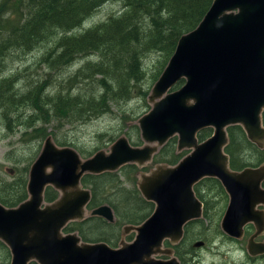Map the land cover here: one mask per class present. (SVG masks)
Returning a JSON list of instances; mask_svg holds the SVG:
<instances>
[{"label": "water", "instance_id": "1", "mask_svg": "<svg viewBox=\"0 0 264 264\" xmlns=\"http://www.w3.org/2000/svg\"><path fill=\"white\" fill-rule=\"evenodd\" d=\"M180 81L184 84L174 90ZM148 101L151 110L137 122L141 147L121 136L109 151L83 159L76 149L46 138L30 169L29 198L14 208L0 203V241L11 253L10 264H181L164 244L177 245L186 225L202 218L194 187L205 178L217 179L230 197L225 233L239 238L243 225L257 219L256 207L264 205V163L233 171L225 148L227 129L240 126L264 149V0H214L199 25L178 41ZM204 129L213 132L200 142ZM174 137L177 151L189 154L174 166L160 164L140 175L138 189L155 209L141 225L124 228L136 234L132 242L113 248L84 243L75 233L63 235L68 223L86 218L91 193L82 187L85 175L116 172L128 164L144 168ZM50 186L61 197L49 204L44 192ZM90 216L115 221L108 205ZM259 246L251 253L264 252Z\"/></svg>", "mask_w": 264, "mask_h": 264}, {"label": "trees", "instance_id": "2", "mask_svg": "<svg viewBox=\"0 0 264 264\" xmlns=\"http://www.w3.org/2000/svg\"><path fill=\"white\" fill-rule=\"evenodd\" d=\"M213 1L26 0L13 3L12 0H2L0 57H4V54L14 47L21 48L23 56L39 47L41 51L51 45L53 48L51 53L38 59L48 71L42 76L45 78L41 80V85L33 84L32 90L24 91L21 87V91H15L13 78H5L4 71H0V100L7 106L16 104L18 108H34L29 119L23 116L16 124L17 127L23 125L21 136L24 139L29 142L39 141L42 144L52 135L60 147L71 144L59 140L55 133L49 132L50 126H57L62 130L65 125L88 124L113 113L114 107L135 98L142 100L145 111H149L151 107L148 98L151 89L175 53L178 41L199 25ZM111 2L121 4L118 14L109 16L89 29H82L86 20L98 8ZM80 30L81 32H78ZM152 56L155 61L152 70L148 71L146 62ZM79 59H84L82 65L66 76L64 72L75 66ZM51 72L55 74L56 80L51 78ZM183 84L184 81H180L174 90ZM8 85L11 87L8 88ZM16 85L18 86V83ZM55 85L56 88L49 91ZM13 91L15 96L11 95ZM1 106L0 102V108ZM141 115L142 113H135L134 121ZM262 116L264 124V112ZM122 131L124 130L119 133ZM227 131L229 144L225 152L230 156V166L233 170L253 166L241 157L240 154L244 150L253 149L256 152L255 166L264 162V151H259L248 141L242 127L232 126ZM212 132V129L201 131L198 135L200 142L209 138ZM125 135L133 146L144 144L137 125H133ZM120 136H110L107 142H112ZM105 144L106 142L102 145ZM184 151H177V138L174 137L155 154L152 164L176 165L188 154ZM37 154L33 159H29L23 168L15 161L13 176L7 178L0 173V203L14 208L28 198L29 167L37 158ZM143 171L148 172L146 167L128 164L116 172L85 175L82 184L91 191L88 208L93 210L108 205L113 209L116 221L111 224L100 217H91L82 222L71 223L66 231H78L85 242H105L116 247L119 230L127 225H141L155 209V205L146 201L138 189V178ZM206 182L210 183V188L222 190L224 203L217 211L215 202L212 203L211 199L200 193L199 186ZM194 190L204 203V219L202 217L188 223L184 229L183 240L174 247L175 255L181 264H186L185 255L190 252L189 244L199 241L207 244V232H213L214 235V228L226 206L224 189L217 179H203ZM57 198V191L49 187L45 192L46 202L52 203ZM190 227L194 230L201 228V231L194 232ZM129 239H132V236H129ZM0 252L3 255L0 264H10L9 249L2 241Z\"/></svg>", "mask_w": 264, "mask_h": 264}, {"label": "rangeland", "instance_id": "3", "mask_svg": "<svg viewBox=\"0 0 264 264\" xmlns=\"http://www.w3.org/2000/svg\"><path fill=\"white\" fill-rule=\"evenodd\" d=\"M1 1L2 0H0V2ZM19 1L25 2L26 0H12L13 3H17ZM120 9L121 4L113 2L105 4L101 8H98L94 12V14L86 20V22L82 26V29H89L93 25L105 21L109 16L118 14ZM78 32H81V30ZM14 48H11L9 51H7L6 54H4V57H0V71H4L5 78H13V86L15 88V91H21V87L24 89V91L28 89L32 90L33 84L37 85V83L39 84L40 82H42L41 80L45 78L42 76L48 71L45 70L44 67L38 62V59H40L43 55H48L49 53H51L53 46H47L44 51L36 48L34 51L25 56H23L24 53L21 48ZM91 60H93V58ZM154 61V56L147 60L146 69L148 71L152 70ZM77 62L75 66H72V68L66 71L67 74L65 72L64 74L68 75L72 71L77 69L80 65H82L84 59H79ZM51 75V78L56 80V77L54 76L55 74L51 72ZM150 75L151 73L148 74V79H150ZM17 83L18 86L16 85ZM10 87L11 85H8V88ZM55 88L56 85L52 86L49 91H52ZM48 94L49 92L47 91V95ZM11 95L15 96L14 91L11 93ZM0 102L2 104L0 108V173L4 177L8 178L15 174V171L13 170L15 167V161H17V165L20 168H23L25 163H27L29 159H33L35 157V154L40 152L44 143L41 144V142L39 141L29 142L28 139H24L21 136L23 133V125L18 127L16 126V124H18V120L23 116H26L29 119L30 115H32V111H34L33 107L18 108L16 104L7 106V104L2 103L1 100ZM143 106V101L135 98L126 104H121L120 106L114 107L113 113L107 114L100 119L89 122L88 124L65 125L62 130H59L57 126H54V128L53 126H50L49 132H53V134L55 133L59 140L67 141L71 145L65 147H72L76 149L81 157L83 159H86L87 157H89V155L93 156L97 151H109L110 146L113 145V143L121 136H126L125 133L128 132L133 125L138 126V120L151 110L150 108L149 111H145L146 109ZM135 113H142V115L136 121H134ZM123 116H125V118H123ZM121 130L124 131H122V133H119ZM116 135L121 136L118 138L116 137L112 142H107L110 136ZM104 142H106V144L103 146L102 144ZM82 151L84 155H82ZM184 153L189 154L187 150H185ZM240 155L243 159H246L247 163L249 164L254 165L257 162V155L253 149H249L247 151L244 150ZM156 166L157 165L150 163L146 166L148 172L143 171L141 173L147 174ZM138 179L140 180V177ZM199 189L204 195L207 196L208 199H211L212 203L215 202L214 207H216V211L224 203V196L220 188H210V183L206 182L202 183L199 186ZM190 230L198 233L199 231H201V228L194 230L193 227H190ZM135 235L136 234L133 232L124 234L122 228L121 230H119V241L117 243V246L111 247L118 248L122 241L130 243L134 240ZM129 236H132V239H129ZM207 236L208 239L206 240L207 244L205 247L194 249L192 245L196 243L192 242L191 245L189 244L190 252L188 255H185L186 264H234L235 262H241L243 260L240 255V253H242V250L239 249L240 251H238V248L228 245H226L224 248L219 249L218 243L221 241L220 237L216 235L217 245L212 246L211 242H213L214 238L213 232H207ZM165 246V248H169L168 244H166ZM215 248H218L220 250V256L215 255L213 251V249ZM193 252H196L194 255L195 258L192 256ZM0 259L3 260V255L1 254V252Z\"/></svg>", "mask_w": 264, "mask_h": 264}, {"label": "flooded vegetation", "instance_id": "4", "mask_svg": "<svg viewBox=\"0 0 264 264\" xmlns=\"http://www.w3.org/2000/svg\"><path fill=\"white\" fill-rule=\"evenodd\" d=\"M249 141V140H248ZM250 142V141H249ZM251 143V142H250ZM253 144V143H252ZM254 145V144H253ZM256 146V145H255ZM257 147V146H256ZM258 148V147H257ZM259 151H264V149H260L258 148ZM184 151V150H183ZM188 151V150H187ZM189 152V151H188ZM230 157V156H229ZM264 162L258 164L255 166V164L253 166H251L252 168H257L259 167L260 165H262ZM247 168V167H245ZM245 168H242V169H232L233 171H242L243 169ZM206 179V178H205ZM215 179V178H213ZM140 181V180H139ZM202 181V180H201ZM200 181V182H201ZM199 182V183H200ZM81 184H82V181H81ZM222 186V185H221ZM82 187L84 189H87L89 190L88 188H85L82 184ZM262 189L264 190V182L262 183ZM49 187L46 188V190L48 189ZM50 188H53L50 186ZM223 188V187H222ZM54 189V188H53ZM224 189V188H223ZM45 190V192H46ZM55 191H57L56 189H54ZM90 191V190H89ZM45 192H44V198H45ZM58 193V198L55 200L57 201L60 197H61V194L59 191H57ZM91 193V191H90ZM201 194H203L202 192H200ZM224 193H225V196H226V206L224 208V211L220 217V220L218 221V223L216 224V227L214 228V238H213V242H211V245L212 246H216L217 243H216V238L217 236L220 237L221 241L218 243L219 244V249L220 248H224L226 245L228 246H233L235 248H238V251L242 250V253H240L241 257H242V261L241 262H235L234 264H264V252L262 253H258V254H252L251 253V250L253 249L254 246H258V245H264V205H258L256 207V212H257V219L256 220H250L248 222H246L243 227H242V234H241V237L237 238L235 236H231V235H228L227 233H225L222 229V220H223V217L225 215V212L228 208V205H229V202H230V197L228 196V194L225 192L224 190ZM28 194V192H27ZM196 194V193H195ZM204 195V194H203ZM197 196V195H196ZM198 197V196H197ZM28 198H29V195H28ZM27 198V199H28ZM26 199V200H27ZM199 199V198H198ZM25 200V201H26ZM91 200V199H90ZM200 200V199H199ZM46 201V200H45ZM53 201V202H55ZM24 202V201H23ZM22 202V203H23ZM52 202V203H53ZM48 203V202H47ZM90 203V202H89ZM203 203V202H202ZM21 204V203H20ZM19 204V205H20ZM50 204V203H49ZM89 206V205H88ZM104 206V205H102ZM101 207V206H100ZM110 207V206H109ZM99 208V207H98ZM96 209V208H95ZM112 209V208H111ZM94 210V209H93ZM113 210V209H112ZM92 210H90L88 207H87V212H86V218L84 220H81V221H73V222H70L68 223L62 230V233L63 235H68V234H77L79 237V233L78 231H73V232H67L66 231V228L69 227L71 225V223H74V222H82V221H85L87 220L88 218H91V217H98V216H90V213H91ZM203 211H204V203H203ZM154 212V211H153ZM259 212V214H258ZM89 213V214H88ZM114 213V211H113ZM88 214V215H87ZM115 216V214H114ZM203 217V216H202ZM102 218V217H100ZM104 219V218H102ZM204 219V217H203ZM105 220V219H104ZM107 221V220H105ZM115 221H116V217H115ZM115 221L113 223H115ZM195 221V220H194ZM108 222V221H107ZM192 222V221H191ZM110 223V222H108ZM111 223V224H113ZM129 226V225H127ZM130 226H133V225H130ZM218 226V227H217ZM126 226L123 227V229L125 228ZM134 233V232H133ZM125 234V232H124ZM217 235V236H216ZM81 238V237H80ZM184 238V237H183ZM183 240V239H182ZM181 240V241H182ZM81 241L84 242V243H90V242H85L82 240L81 238ZM180 241V242H181ZM179 242V244H180ZM199 242H202V241H199ZM98 243H105V242H98ZM197 243V242H195ZM203 245L201 247H205L206 244L204 242H202ZM107 244V243H106ZM168 244V247L170 249H172L173 253H174V256L175 255V251H174V247L179 245H172L169 241H166L165 244H164V248L166 247L165 245ZM110 246V245H109ZM192 247L194 249H199L200 247H195V244L192 245ZM8 248V247H7ZM218 248H215L213 249L215 255L217 256H220V250ZM240 249V250H239ZM256 249V248H255ZM196 252H193V257L195 255ZM177 257V256H176ZM165 258V257H163ZM195 258V257H194ZM197 261V260H196ZM198 263V262H197Z\"/></svg>", "mask_w": 264, "mask_h": 264}, {"label": "bare ground", "instance_id": "5", "mask_svg": "<svg viewBox=\"0 0 264 264\" xmlns=\"http://www.w3.org/2000/svg\"><path fill=\"white\" fill-rule=\"evenodd\" d=\"M203 18H204V17H203ZM53 44H54V43H53ZM39 48H40V47H39ZM44 48H45V47H44ZM71 73H72V72H71ZM162 73H163V72H162ZM66 74H67V73H66ZM66 76H67V75H66ZM160 76H161V75H160ZM159 78H160V77H159ZM43 143H44V142H43ZM43 145H44V144H43ZM42 148H43V146H42ZM41 151H42V149H41L40 152L38 153V156L40 155ZM38 156H37V158H38ZM91 157H92V156H91ZM37 158H36V159H37ZM89 158H90V157H89ZM36 159H35V160H36ZM35 160H34V161H35ZM33 163H34V162H33ZM33 163H32V164H33ZM32 164H31V166H32ZM31 166H30V168H29V173H30ZM169 166H170V165H169ZM171 166H174V165H171ZM29 173H28V178H29ZM142 197H143V196H142ZM124 232H125V231H124V229H123V233H124ZM178 244H179V243H178ZM256 247H261V246L258 245V246H256Z\"/></svg>", "mask_w": 264, "mask_h": 264}]
</instances>
